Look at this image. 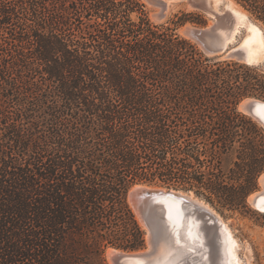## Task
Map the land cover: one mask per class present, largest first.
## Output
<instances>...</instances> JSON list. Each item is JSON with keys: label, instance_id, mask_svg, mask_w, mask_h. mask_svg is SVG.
<instances>
[{"label": "trees", "instance_id": "obj_1", "mask_svg": "<svg viewBox=\"0 0 264 264\" xmlns=\"http://www.w3.org/2000/svg\"><path fill=\"white\" fill-rule=\"evenodd\" d=\"M264 20V0H244ZM155 23L141 0H0V264H108L145 232L135 184L245 200L264 171V130L238 111L264 72L217 61ZM248 175H221L236 128ZM208 168V171L203 170Z\"/></svg>", "mask_w": 264, "mask_h": 264}, {"label": "bare ground", "instance_id": "obj_2", "mask_svg": "<svg viewBox=\"0 0 264 264\" xmlns=\"http://www.w3.org/2000/svg\"><path fill=\"white\" fill-rule=\"evenodd\" d=\"M168 3L169 5L171 4L170 2ZM207 3L211 9L215 8L220 16L224 13L221 12L220 5H224L225 8L230 10V16L234 22L233 26L222 19V17L218 19L223 33L229 36L227 42L234 41L239 27L245 25L249 33L243 38L240 46L246 51L248 61L251 63L258 64L264 61V29L252 21L243 9L240 7L236 8L233 0H207ZM187 7L195 9L189 4ZM153 18L159 21L156 18V13L153 14ZM253 114L264 124V118H262L264 117V104H257ZM260 183L263 186V190L250 195L249 201L257 210L264 213L261 210L264 208V174L260 177ZM181 193L182 195H186L183 192ZM188 197L216 214L219 222L210 223L212 221H208L207 215L201 212L198 217L187 216L186 212L191 211V206L183 205L181 202L173 199L162 200L167 213L165 223H170L169 227L174 230L175 236L172 241H167L166 247H163L161 244L158 246L160 255L151 264H176L184 260L194 262L196 254L192 251L195 248L205 252L204 259H208L206 264H251L252 256L249 251L250 245L248 242L242 240L230 225L208 204L190 194ZM138 219L141 225L146 228L139 216ZM245 249H248V251ZM145 250L129 253L139 254ZM112 251L113 249L110 248L107 251V256ZM197 260L199 259H196L195 263L199 264Z\"/></svg>", "mask_w": 264, "mask_h": 264}, {"label": "water", "instance_id": "obj_3", "mask_svg": "<svg viewBox=\"0 0 264 264\" xmlns=\"http://www.w3.org/2000/svg\"><path fill=\"white\" fill-rule=\"evenodd\" d=\"M159 9L155 12L156 18L162 21L166 17V13L169 4L166 0H146ZM188 4L195 8V10H200L206 14H210L212 23L205 26H197L193 24H185L182 28V33L185 37L194 41L202 51L208 56H222L225 59H234L240 62H244L249 65H261L264 61L258 64H253L248 61L246 51L240 46L243 38L249 33L246 31L244 35L240 36V32L236 34L234 41L227 42L229 36L223 33L221 23L219 22L220 17H227L232 24H234L233 19L230 16V10L225 9L224 13L220 14L213 9L207 3V0H187ZM247 29L245 27H240V29ZM257 104H264V99L253 97L244 99L240 107L247 114L251 115L263 126L264 124L256 117L254 113V108ZM189 194L182 195L181 192L175 191L173 189L165 188H151L147 185L136 184L130 188L128 197L129 201L134 208L136 214L143 222L147 228V248L143 253L131 254L126 251H121L113 248V251L108 254V258L111 264H151L158 259L160 255L159 245L166 247L168 240H173L174 230L170 228V223H165L166 208L162 200L173 199L181 202L183 205L191 206V211H187L186 215H191L192 217H198L201 213L207 215V220L212 221L210 223L214 224L219 222V218L211 210L205 206L194 202L190 199ZM194 252L195 258L194 262L184 260L183 262H178L176 264H196L195 260L199 264H206L207 258L204 259L206 255L200 249L195 248ZM208 253V252H206ZM186 259V258H185ZM204 259V260H203Z\"/></svg>", "mask_w": 264, "mask_h": 264}, {"label": "rangeland", "instance_id": "obj_4", "mask_svg": "<svg viewBox=\"0 0 264 264\" xmlns=\"http://www.w3.org/2000/svg\"><path fill=\"white\" fill-rule=\"evenodd\" d=\"M141 1L145 3L146 8L149 12V16L152 19V21L155 23H163V22H168V21L170 22L172 19H177L176 15L180 14L181 12H199V13L203 14L204 18L206 19V24H204V25L197 24V23L190 22V21L186 22L185 24L205 26L207 24L212 23L211 17L209 16L210 14L208 15L203 11L195 10V9H191V8L187 7L188 6L187 0H167L171 4L168 7L166 17L162 21H156L153 18V14L159 9V7L155 6L154 4L149 3L146 0H141ZM233 1L236 4V8L240 7L241 9H243V11H245L247 13V15L249 16V18H251L252 21L259 24L264 29V20L258 18V16L256 14H254L253 12H251L249 10V7H248V5L250 6L249 2H246L244 0H233ZM219 8H220L221 12H225L224 10L227 9V8H225L224 5H220ZM213 10L217 11L215 8H213ZM222 19H224L225 21L230 23L231 26H233V24L231 23V21L228 20L227 17H222ZM185 24L181 25L177 30L178 33L181 35H183L182 28ZM240 27H245V25H242ZM240 27H239V30L237 31V33L238 32L241 33L239 37L244 35V33L246 31H249L246 28L240 29ZM201 51H202V49H201ZM206 56H208V55H206ZM209 57L215 58L217 61L234 60V59H225L219 55L209 56ZM235 61H237V60H235ZM237 62H240V61H237ZM241 63H244V62H241ZM247 65H249V64H247ZM249 66L258 67L264 72V63L261 65H249ZM246 98H253V96L243 98L239 102V104L237 105L238 111L243 113V114H246L249 117H251L252 120L254 122H256L259 125V127L264 130V126L260 122H258L255 118H253L251 115L247 114L246 112H244L241 109L240 104ZM246 129H247L246 127L242 128V126H240L239 130H238V128H236V136H235L236 140H235V142H233L232 145L228 144L226 147L222 146V147L217 148L222 153V156H221V172L220 173H221L223 179L226 180L225 181L226 183H229V185H235L236 188L240 184V182L246 181L247 175H248L247 164H249L250 162H244L246 160H242V156H241L242 152L244 150V147L247 146L250 138H253L258 143H260L262 140V138L259 135L252 134V133H250V131H247ZM203 170L208 171V168L203 167ZM263 174H264V171L255 180V188L251 192H249V194L246 196L245 200H241L239 198L238 199L228 198V200L217 199L214 202H212L207 197L198 194L193 189L186 191V190L173 188V190L178 191V192H183L185 194H190L193 197L198 198L199 200L208 204L213 210H215V212H217L223 218V220H225V222H227L230 225V227L234 230L235 233H237V235L242 240L248 242V244L250 245L249 251H250V254L252 256L251 264H264V213L257 210L253 206V204L249 201L250 195H252L253 193L261 192L263 190V186L260 183V177ZM143 185H147V184H143ZM147 186H149L151 188L168 189L166 187L159 186V185H147ZM128 193H129V191H128ZM127 199H128V203H129L130 207L132 208L133 212L135 213V216H136L140 226L142 227L143 231L145 232V246L141 249H138V250H124L121 248H116L114 246H109L105 249V252H104V258L108 264H111V262L107 256V251L110 248H112V249L116 248L118 250L126 251V252H134V251H139V250H145L147 248V245H148V243H147V230L145 227H143V225H141V223L138 219V215L136 214L134 208L132 207V205L129 201L128 195H127ZM245 250L248 251V249H245Z\"/></svg>", "mask_w": 264, "mask_h": 264}, {"label": "snow or ice", "instance_id": "obj_5", "mask_svg": "<svg viewBox=\"0 0 264 264\" xmlns=\"http://www.w3.org/2000/svg\"><path fill=\"white\" fill-rule=\"evenodd\" d=\"M262 118H264V117H262ZM261 210L264 211V208H262Z\"/></svg>", "mask_w": 264, "mask_h": 264}]
</instances>
